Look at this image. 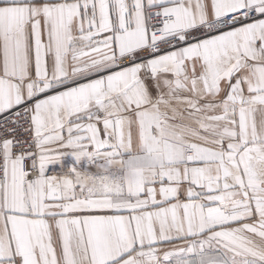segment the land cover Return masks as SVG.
Returning a JSON list of instances; mask_svg holds the SVG:
<instances>
[{
    "label": "snow or ice",
    "instance_id": "obj_1",
    "mask_svg": "<svg viewBox=\"0 0 264 264\" xmlns=\"http://www.w3.org/2000/svg\"><path fill=\"white\" fill-rule=\"evenodd\" d=\"M0 264H264V0H0Z\"/></svg>",
    "mask_w": 264,
    "mask_h": 264
}]
</instances>
